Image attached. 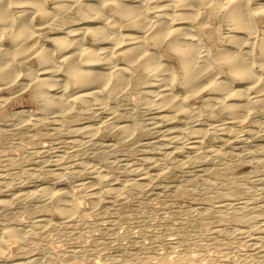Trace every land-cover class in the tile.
Listing matches in <instances>:
<instances>
[{
  "label": "rangeland",
  "instance_id": "1",
  "mask_svg": "<svg viewBox=\"0 0 264 264\" xmlns=\"http://www.w3.org/2000/svg\"><path fill=\"white\" fill-rule=\"evenodd\" d=\"M252 3H264V0H252ZM54 4L46 2L45 7L55 8ZM15 9L18 8L11 11L13 17L18 15ZM61 14L54 18L55 26L46 24L43 28L40 15H35L27 25L35 27L34 33H40L35 39L38 45L54 50L55 58L60 52L52 37L64 36L75 23L81 22L74 8L68 15ZM212 15L204 16L207 29L196 24L192 33L200 34L213 52L223 49L238 52V48L230 45L229 36L245 37L244 33H232L223 13ZM257 21L259 29H263L264 17ZM125 30L122 32L127 33ZM259 35L258 44L260 32ZM0 39V47L7 49L1 50L12 52V37L4 35ZM258 46L253 51L254 68L264 76V69L259 67L264 60L259 59L262 55ZM163 47L156 51L163 64L167 62L176 72V93L188 95L194 88L206 86L208 82L194 84L197 86L184 93L186 75L180 69L179 57ZM12 54L6 56L14 57L9 61L18 64L22 76L10 86L0 82L3 102L0 103V200H14L7 207L0 206V233L21 223L25 231L28 229L30 239L27 237L24 244L12 243L17 244L16 250L15 246L12 250L7 248L0 264H22L31 259H37L40 264H264V105L242 111L244 114H240L245 116L240 115L239 125L226 128L222 134L215 126L227 116L224 107L210 101V91L205 89L196 99H189L187 107L194 108L195 115L194 112L189 117L182 114L176 123L156 130L149 124L153 121V114L146 106L149 98L146 102L140 94L150 77L134 73L127 78L131 85L127 84L128 88L110 98L101 110L88 114L87 110L82 113L72 109L75 112L70 113L68 109H61L64 112L54 107L45 109L42 101L35 98L33 86L27 89L24 85L27 75L39 68L35 58L22 62L18 55ZM28 63L32 65L28 67ZM229 75L227 69H221L216 78L233 82L236 89L247 86ZM74 91L70 84L68 94ZM139 100L145 101L147 110ZM83 125H90L94 132L81 136L78 129ZM125 125L131 131L123 133L120 126ZM172 128L177 129L180 137L184 136L185 147L164 141L167 130ZM189 129L204 131V136L199 134L198 148L188 147L193 132ZM43 187L70 193L78 211L71 223L54 220L40 227L37 221L45 214L41 204L31 199L15 200L19 192Z\"/></svg>",
  "mask_w": 264,
  "mask_h": 264
},
{
  "label": "bare ground",
  "instance_id": "2",
  "mask_svg": "<svg viewBox=\"0 0 264 264\" xmlns=\"http://www.w3.org/2000/svg\"><path fill=\"white\" fill-rule=\"evenodd\" d=\"M50 1L56 4V7L54 6L55 8L51 7L53 8L52 10L51 8L47 9L45 7L46 2L48 3ZM14 8H18L15 9L16 12H18L16 13L18 15L14 16L16 18L11 15V11H13ZM73 8L77 17L81 18V22L79 24L75 23L73 25L74 28H70L68 32L66 31L64 36L54 35V37H52L55 41H53L55 46L60 52V56L55 58L56 54L54 50L47 49L46 46L44 48L38 45V40L35 39L40 36V33H34V26H27L30 24L28 21L34 19L33 17L35 15H40L41 19L44 20L42 21L44 22L43 24H45L43 28L46 27V24L55 26L56 24H54L53 21L56 19V16L62 15L61 13L68 15L72 12ZM222 13L225 17L222 16L229 21L228 23L231 25L230 28L232 33L241 32L245 35V37H241L237 34L229 36L230 45L239 49L238 52L235 51L236 53L231 52L229 49L213 52V48L210 49L206 46L207 43H204V39L201 38L200 34L192 33V31L195 32V28L193 27L197 26L196 24L199 25L198 28L207 29L206 27L208 24L205 19L206 16L213 14L212 16L214 17ZM262 17H264V3L253 4L252 0H0V38L4 35L9 36L10 39L12 37L13 43L10 46L11 48L13 47V54L11 56L14 55L16 57V55H18L22 62H25V60L28 62V60L35 58L39 68H36V70L30 73L29 71L31 69L29 68V74L25 72L28 74V78H26L28 81L23 83H25L24 85L27 89L33 86L35 98L42 101V108L54 107L60 110L68 109L67 111L70 113L75 112H72V109H76V112L79 110L82 113L83 110H87V113L88 111L101 110L106 103L110 101V98H114L116 97L114 95H117V93L119 95V92H123L122 90L127 87V84L128 86L131 85L128 83L127 79L130 74L134 76V73H139L146 74L150 77V81L147 83V86L145 85L146 87H144V89L146 88L145 91L139 93L143 95L146 102L149 98L148 104L145 105L148 106L147 109L153 114V121L151 120L152 122L149 123L152 125V128L157 130L160 127L172 124L177 121L182 114H187L189 117V115L194 112L193 114L195 115L193 106V110L187 107L189 105V99H196L197 95L200 96V93L203 94L202 91L208 89L210 91V98L206 97L209 98L210 101H215V104L219 103L224 107V113H226L227 116L225 120L222 119L224 121L223 123L219 122L220 124L215 126V129L225 134L227 129H231V126L237 125V123L239 125L242 119L239 120L238 118L245 116L242 115L244 114L242 111H250L254 105L255 107H259L260 105V107H262V105H264V76H260L257 74L259 71H255L254 65L256 60L253 57V51L256 49V46L259 45L260 57L262 55V58L259 59L264 60V27L260 30L259 21H257V19L260 20ZM200 18H202L201 21H199ZM35 20L37 21L38 18ZM39 26L37 29H41ZM31 28L33 32H31ZM123 29H126L125 31L127 33H123ZM259 32L262 36L261 42L258 44L257 41L260 37ZM27 42L30 43V45H26ZM162 46H164L163 48H165V50L169 51L168 53H173L179 57L180 69L186 75V81H184L186 91L182 86L185 91L184 93L187 91L190 92V90L198 84L200 86V84L208 82L206 86L203 87L204 89L200 86L196 90L194 88L191 94L183 96L179 95L180 93H176V72H174L172 69L173 67L167 62L163 64L162 57H160L156 51L157 48L159 49V47ZM22 47H24L25 50H23ZM1 49L3 50L5 48L0 47V82L1 84L10 86V84H14L18 81L22 73L17 68L18 64L16 65V62L11 63L14 57L10 58L12 60L9 61L10 56H6L8 54L10 55L12 52L8 53L7 51L6 53V51L4 52ZM161 54L163 55V53ZM118 57L120 58V62H117L116 58ZM20 60H18V62ZM20 64L22 63L20 62ZM30 65L32 64H29L28 67ZM259 67L263 70L264 63H260ZM221 69H227L231 76L242 81L247 86L243 89H236L232 84L233 82L228 83L226 81L227 79L225 81L219 80L220 78H216L219 76H217V71ZM179 75L181 76V74ZM70 84L75 88L72 94H68L67 92ZM194 84L197 85L194 86ZM209 99L207 101H209ZM143 100L144 99L141 101ZM1 101L0 103H3ZM143 103L141 104L142 106L144 105ZM208 103L209 102L206 103V101H204V104ZM145 105L143 107L147 110ZM196 108L197 107H195V109ZM43 110L44 109H42V112ZM52 110L54 109L52 108ZM55 111L57 112V109ZM61 112L64 111L61 110ZM112 113L113 111L111 114ZM11 116H13V114ZM196 125L197 124H195V126ZM120 127L123 130L122 131L120 128V131L124 133L130 126L125 125ZM93 129L94 128L90 127V125H87L79 128L78 131L83 134L81 136H84L85 134L89 135V133L94 132ZM232 130L236 131V129ZM167 131L169 132L164 136L166 139L162 140L181 144L182 146L185 144L183 141L184 136L180 137V133L177 129L173 130L172 128ZM199 131L193 130L191 136H189L188 133L189 140H191L190 143H188L190 146L186 144L188 147H197L196 145L199 143L200 138L199 134L204 136V131L201 130V132L203 131L202 133ZM230 131L228 132L230 133ZM233 131H231V133ZM229 133L227 134L229 135ZM237 133L238 132L235 134ZM196 154L199 153L196 152ZM100 180L101 178H99V181ZM133 184L136 183H132V185ZM94 197L97 199L98 195ZM17 199L36 200L41 204V209L45 214L37 221L40 227L42 223L54 220L70 222L78 212L76 209L77 205L73 204V198L70 193L62 190L54 191L50 188L43 187L35 191H22L15 196V200ZM12 200H0V206H9ZM19 225L20 226L5 229L0 233L1 259L2 256L4 257L7 253V248L8 250L9 248L14 249L15 246L16 250L17 244L19 242L24 244L23 241L27 239L29 235L27 233L28 229L25 231V229L21 227L22 224L20 223ZM35 228L33 227V229ZM240 232L242 234V231ZM32 235H34V233ZM28 238L30 239V236ZM12 243L17 244L13 246ZM8 244H12L11 247H8ZM10 252L12 251L8 253L10 254ZM9 256L10 255H8V257ZM22 264H40V261L37 262V259L36 261L31 259ZM43 264L45 263L43 262Z\"/></svg>",
  "mask_w": 264,
  "mask_h": 264
}]
</instances>
